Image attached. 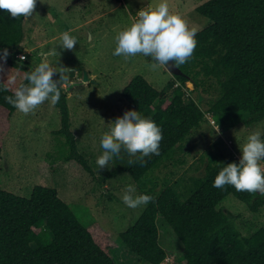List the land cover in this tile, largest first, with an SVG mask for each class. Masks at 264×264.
Masks as SVG:
<instances>
[{
  "label": "trees",
  "instance_id": "1",
  "mask_svg": "<svg viewBox=\"0 0 264 264\" xmlns=\"http://www.w3.org/2000/svg\"><path fill=\"white\" fill-rule=\"evenodd\" d=\"M195 9L210 22L196 31L192 56L178 66L181 73L173 74L163 89L140 74L123 88L129 106L150 116L160 126L162 138L159 153L143 157V163L123 149L119 153L124 164L118 167L130 174L141 192L154 197L119 236L142 261L162 264L167 256L159 241L157 220L162 217L182 244L185 264H264V226L244 234L238 214L221 204L233 194L257 212L264 196L236 191L231 185L212 186L223 162L239 156L215 147L207 151L202 173L181 174L173 180L175 168L183 163L176 151L202 125L206 113L225 130L264 119V0H206ZM24 19L0 9V49L21 43ZM188 81L194 83L191 90L185 89ZM13 88L12 80L0 77V114L6 118L16 110L4 99ZM59 90L55 105L62 126L57 131L71 147L66 159L91 171L77 151L67 95L60 86ZM200 95L205 100L199 101ZM1 152L0 140V159ZM168 165L165 176H155V169ZM115 247L112 234L98 222L83 224L56 187L37 184L28 197L0 188V264H118Z\"/></svg>",
  "mask_w": 264,
  "mask_h": 264
},
{
  "label": "rangeland",
  "instance_id": "2",
  "mask_svg": "<svg viewBox=\"0 0 264 264\" xmlns=\"http://www.w3.org/2000/svg\"><path fill=\"white\" fill-rule=\"evenodd\" d=\"M205 1L168 0L170 10L182 14L188 25L197 31L210 22L195 9ZM154 2L48 0L42 3L36 0L32 15L24 19L25 36L18 45V53H26V62H30L32 67L46 56L54 67L61 68L68 76L59 86L66 90L70 129L77 151L86 159L91 171L78 161L66 159L71 147L66 136L57 131L62 124L60 109L55 104L45 100L27 114L18 110L10 118L0 114V188L28 197L37 184L56 187L60 197L68 202L83 224L98 222L112 234L116 246L113 255L118 264H147L129 250L119 236L135 222L146 205L129 208L121 200L126 184H134L138 193L141 190L130 174L118 167L124 164L119 155L100 168L95 159L102 151L99 140L107 121L131 108L122 93L130 80L140 74L157 89H163L173 78L167 67H151L154 61L150 57L137 54L125 59L122 55L112 54L116 31L130 22V16L136 10ZM65 30L79 40L72 49L56 46L58 34ZM16 47L9 46L8 50ZM16 64L19 65L18 62ZM71 68L75 71L73 79L69 75ZM23 70L0 54V77L14 76V87L22 81ZM84 70L88 71L91 81L68 89L71 81L82 79ZM60 75L55 71L53 78L58 79ZM187 87L193 88V82L188 81ZM205 118L177 149L175 157L182 158L183 163L175 168L177 173L173 180L181 174L202 173L208 160V150L219 147L240 155L238 145L249 131L259 129L264 133V119L250 125L238 123L225 130L210 113ZM169 167L155 169V176H165ZM223 200L221 204L238 214V226L244 234L250 235L264 226V205L259 211L252 212L233 194H228ZM157 223L159 241L167 254L162 264H185L180 256L182 244L171 226L162 217Z\"/></svg>",
  "mask_w": 264,
  "mask_h": 264
},
{
  "label": "clouds",
  "instance_id": "3",
  "mask_svg": "<svg viewBox=\"0 0 264 264\" xmlns=\"http://www.w3.org/2000/svg\"><path fill=\"white\" fill-rule=\"evenodd\" d=\"M35 4L36 0H0V9L6 10L12 17H28L32 15ZM196 31L195 27L188 25L182 14L170 10L168 0H155L136 10L130 16V22L116 31L112 54L122 55L125 59L142 54L154 61L151 64L153 68L169 67L170 61L172 65L179 66L192 56L196 46ZM77 41L76 36L65 30L58 34L56 46L72 49ZM6 53L7 49L4 50ZM26 59L20 60L26 62ZM30 68L25 72L22 82L12 89L11 95L4 97L24 114L30 113L45 100L55 104L60 98L59 85L68 79L64 71L54 67L46 56H42ZM55 71L61 73L58 79L53 78ZM9 79L14 80L15 77L10 76ZM161 138V128L150 116L137 108H127L115 119L107 121L99 140L102 151L96 156L95 163L99 168L107 166L108 161L118 156L121 149L143 163V157L159 153ZM238 146V160L223 162L213 178L212 186L223 188L231 185L236 191L258 192L264 196V133L259 129L251 130ZM132 162L129 161L130 164ZM120 198L129 208L144 206L154 199L149 193H138L132 183L125 185Z\"/></svg>",
  "mask_w": 264,
  "mask_h": 264
},
{
  "label": "water",
  "instance_id": "4",
  "mask_svg": "<svg viewBox=\"0 0 264 264\" xmlns=\"http://www.w3.org/2000/svg\"><path fill=\"white\" fill-rule=\"evenodd\" d=\"M7 49V48H1L0 49V54H4V50ZM16 49L10 51L7 49V53H6V57H8L10 60H15V62H18L20 66L24 67V68H30L31 67V64L28 63V62H25V61H19L17 58H16ZM167 69L172 73V74H180L181 73V69L176 66V65H172L171 64V61L169 62V67H167ZM74 69L71 68V71H70V78L73 79L74 78ZM91 81V77L89 76V73L87 70H84V75L82 77L81 80H73L71 81L70 85L68 86V89H71L72 87H74L75 85H81V84H84L85 82H89ZM61 87V86H60ZM61 90L63 92H65L66 90L64 88L61 87ZM203 98V95H200V99L199 101H201Z\"/></svg>",
  "mask_w": 264,
  "mask_h": 264
},
{
  "label": "built area",
  "instance_id": "5",
  "mask_svg": "<svg viewBox=\"0 0 264 264\" xmlns=\"http://www.w3.org/2000/svg\"><path fill=\"white\" fill-rule=\"evenodd\" d=\"M18 57H19L20 59H26V58H27V55H26V53H24V52H20V53L18 54ZM178 83H180V82H177L176 85H178ZM193 88H194V87H193ZM193 88H189V87L186 86L185 89H189V90H191V89H193ZM213 120H215V119H213Z\"/></svg>",
  "mask_w": 264,
  "mask_h": 264
},
{
  "label": "crops",
  "instance_id": "6",
  "mask_svg": "<svg viewBox=\"0 0 264 264\" xmlns=\"http://www.w3.org/2000/svg\"><path fill=\"white\" fill-rule=\"evenodd\" d=\"M22 42V41H21ZM19 48V46L17 45V47L15 48V49H18Z\"/></svg>",
  "mask_w": 264,
  "mask_h": 264
}]
</instances>
